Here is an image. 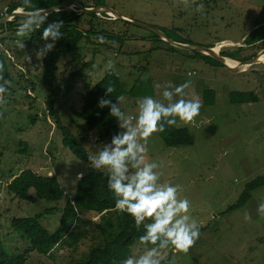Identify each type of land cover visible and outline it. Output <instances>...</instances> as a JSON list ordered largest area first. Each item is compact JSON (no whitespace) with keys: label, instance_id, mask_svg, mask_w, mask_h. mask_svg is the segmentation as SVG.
Returning <instances> with one entry per match:
<instances>
[{"label":"rangeland","instance_id":"374dc122","mask_svg":"<svg viewBox=\"0 0 264 264\" xmlns=\"http://www.w3.org/2000/svg\"><path fill=\"white\" fill-rule=\"evenodd\" d=\"M13 1L19 0H0L1 19L12 18L4 12ZM197 1L189 0L185 6L183 0H103L105 6L122 17L154 27L161 35L135 23H123L120 18L115 20V14L100 13L92 20L97 31L128 30L131 37L117 53L118 43L100 42L99 35L92 36L89 43H83L79 64L70 67L61 59L58 75L65 72L67 78L73 69L80 70L70 89L65 88L67 81L64 80L52 87L43 83L45 51L41 54V50L45 43H29L15 32L0 30V37L6 36L0 49L9 60L13 78L10 82L13 92L8 94L9 99L3 104L4 115L0 118V243L6 250H22L28 245L12 230L11 217L42 212V225L54 231L61 208L73 194L78 177L92 170L88 161L79 160L63 145L58 122L68 127L89 153L109 142L108 137L98 136L96 130L89 131L77 112L83 103L85 83L91 85L103 76L111 59L112 69L125 90L128 92L136 85L132 94L125 93L117 100L126 114L136 113V101L142 96L161 98L155 85L169 81L179 85L190 79L186 98H199L201 102L199 115L192 122L178 121L176 125L188 129L192 138L190 145H169L172 139L164 131L153 133L148 140L146 159L160 165L156 169L160 182L181 187L179 195L190 200V215L202 227L199 239L188 252L171 246L162 250L170 259L169 264H264V217L256 211L257 202L261 198L264 202V185L252 191L254 204L246 202L237 209H229L248 181L264 175V55L260 56L264 38L243 44L256 25H264V0ZM70 2L74 9L82 5L78 0ZM199 4L205 6L203 11H197ZM16 10L22 11V8ZM90 19L83 16L77 21L78 27L88 28ZM181 39L194 45L214 43L218 53L223 48L237 51L238 47L241 48L238 57L255 54L262 61L241 66L239 61L226 60L228 65L239 68L236 71L224 65L213 66L192 56L190 50L169 43ZM169 45L176 48L169 49ZM83 62L90 64L82 68ZM189 72L194 75L189 77ZM232 91H252L256 100L234 103L229 96ZM49 102L53 103L57 115L49 108ZM23 139L29 145L27 155L17 152L18 143ZM24 168L57 176L64 189L57 211L45 212L44 209L54 205L52 202L24 201L7 191L8 182ZM245 211L250 213L251 220L244 219ZM79 217L77 227L73 228L77 233L83 230L77 240V251L68 245L55 247L50 255L30 251L26 264H62L69 254L80 256L102 240L97 225H104L105 218L115 221L109 212L103 215L80 212ZM110 230H117L116 223ZM144 250L145 247L135 244L132 255Z\"/></svg>","mask_w":264,"mask_h":264},{"label":"trees","instance_id":"16d2710c","mask_svg":"<svg viewBox=\"0 0 264 264\" xmlns=\"http://www.w3.org/2000/svg\"><path fill=\"white\" fill-rule=\"evenodd\" d=\"M33 1L34 0H31L32 8L26 7L23 0L16 2L13 1L7 5L4 14L11 15V13L18 7L22 8V11L30 12L34 9L56 8L59 5L70 2V0H35L36 4H34ZM78 1L81 2L84 7L105 5L103 0H91V4L85 0ZM195 3H198V1L195 0ZM85 15L91 18L89 21L90 26L88 28H80L78 27L79 25L77 21ZM98 15L99 14L93 12H76L74 10L55 9L47 13V22L40 30L32 32L27 38L23 37L24 41H28L29 43H46L41 39L43 27H46L48 22H63L60 29L63 35L60 39L55 41L54 47L51 50L45 51V55L43 56L41 74L44 84L52 87L55 83L64 80L67 81L65 83V88L70 89L73 86L74 80L79 75L80 70L73 69L69 72L68 77L65 78V72H61L58 75L59 62L61 59H65L70 67L79 64L80 60H82L83 43L85 41L89 43L92 36L99 35V37H103L104 40H111L113 43H118V48H115L117 53L120 52L123 42H125L128 37H131L128 34V30L109 31L107 29H101V31H97L92 20L93 18H97ZM101 15L107 16L104 12H102ZM25 16L26 15L17 14L12 16L10 20L0 22L1 32L10 30L16 33L17 26ZM2 17L3 15L0 16V19ZM117 19L118 18L115 20ZM121 20L123 23H133L127 20ZM255 27L256 28L252 29L244 38L243 44H246L245 41L248 44H251L264 38V25H256ZM4 38H6L5 35L0 37V45ZM160 41L162 40L160 39ZM176 41L194 45V43L186 39ZM172 45H169V49L176 48L174 47L175 45ZM200 46L213 47L214 43ZM94 50L96 51V49ZM240 50L241 48L238 47L237 51L223 48L219 51V54L236 61H244L255 55L249 54L243 58L238 57ZM190 51L193 54L192 56L199 57V59L213 66L223 65L216 58L208 54L197 50ZM0 64L3 65V69L0 71V77H3V79H0V84H3L5 81L8 82L5 85L7 91L4 94L5 101H7V99H9L8 94L13 92L12 86L10 85L13 78L10 73L9 60L1 49ZM89 64L90 62H83L82 68ZM31 84L33 85L32 82ZM109 85L112 86L114 91L109 93L107 98L113 101H117L125 93L132 94V91L135 89L134 86H136H132L127 92L117 72L113 69H108L105 74L93 84L90 85L85 83L84 91L82 93L83 103L80 110L77 112V115L84 121V124L89 131L96 130L98 136L108 137V140L110 141L111 136L118 131L117 122L115 118L110 115L108 108L100 109L97 103L98 99L104 96L105 88ZM27 96L30 97V94L27 93ZM229 96L230 101L234 103L256 100V96L252 91H232ZM49 108L57 115V111L53 108V103L50 104L49 102ZM2 110L3 105H0V118L4 115ZM33 119L34 118L31 117V121H33ZM56 119L58 120L57 117ZM57 125L62 131L63 145L79 160L88 161L87 156L89 152L81 142L77 141L74 133L70 131L68 127L59 125V122ZM164 132H166L172 139L168 142L169 145H190L192 143V138L188 129L183 126L176 127L165 125ZM28 147L29 145L26 140H20L17 152L27 155ZM262 185H264V175L248 181L241 195L236 199L237 201L232 204L229 209H237L244 205L250 198L251 192ZM6 188L15 198L17 197L24 201L35 202L36 200H45L54 203V205L50 206L47 210L44 209L45 212L47 211L48 213L58 210L57 203H59L64 195V189L57 176L41 175L31 168H24L17 175H14L6 185ZM80 212H94L101 215L109 212L113 214L115 221L113 222L112 218H105L104 225H97L101 229L102 240L98 244L91 245L89 249L80 256L69 254V257H67L66 261L62 264H121L125 258L132 255V249L135 244L146 247L139 243V236L143 234V228L141 227L140 230H137L131 216L115 209L114 194L107 187V174L103 170L97 171L92 169L78 177L73 194L67 198L61 208L58 226L54 231H49L44 225H42L40 221L43 216L42 212L33 216H13L10 218L9 222L12 230L25 240L28 245L22 250L8 251L0 243V264H26L27 256L30 251L50 255L51 251L60 245L71 246L73 251H77V240L83 235V230H81L80 233H77L73 228H76L78 221H80ZM115 223L117 230L109 231V228L113 227ZM201 230L202 227H200V231ZM147 247H152V245H147ZM169 263V258L162 262V264Z\"/></svg>","mask_w":264,"mask_h":264},{"label":"clouds","instance_id":"9594fccd","mask_svg":"<svg viewBox=\"0 0 264 264\" xmlns=\"http://www.w3.org/2000/svg\"><path fill=\"white\" fill-rule=\"evenodd\" d=\"M183 2L187 6L189 0ZM23 3L32 8L31 0H23ZM204 7L203 4L197 5V11H203ZM46 22L47 12L34 9L19 23L16 35L27 38ZM62 25V21H53L43 27L41 39L46 43L41 54L51 50L55 41L61 38ZM98 39L105 42L103 37ZM106 67L112 69L114 62L110 59ZM2 69L3 65L0 64V71ZM187 75L192 77L194 73ZM7 83L0 84V105L6 103L4 94ZM190 84V79L179 85L171 81L165 85L156 84L161 98L152 95L140 97L133 115L126 114L117 101L107 98L114 91L111 85L98 99V107L108 108L115 118L118 131L102 148L88 154V164L93 170L106 171L107 187L114 194L115 209L131 216L137 230L143 228L139 243L146 246L141 254L130 255L121 264H162L167 259L162 250L171 246L186 253L200 237L201 225L190 215V200L179 195L182 191L179 185L160 182V173L156 171L160 165L146 159L148 140L153 133L163 132L165 125L176 126L178 121L185 124L192 122L199 115V98H186L185 90ZM256 211L264 217V202L258 203ZM244 219L251 220L247 211Z\"/></svg>","mask_w":264,"mask_h":264},{"label":"water","instance_id":"95a60500","mask_svg":"<svg viewBox=\"0 0 264 264\" xmlns=\"http://www.w3.org/2000/svg\"><path fill=\"white\" fill-rule=\"evenodd\" d=\"M71 2H68L66 4H62V5H59L57 6L56 8L54 7H50V8H47V9H42V10H45L47 13L48 12H51L53 10H60V9H67V10H74L76 12H93L95 14H100L102 12L104 13H110V14H115L116 18H121L123 20H127V21H131L135 24H138L140 26H144V27H147L151 30H154L155 32L159 33V35H161V32H159L156 28L154 27H149V26H146L142 23H139V22H135V21H132L130 20L129 18H126V17H122L121 15H119L114 9L108 7V6H105V5H99V6H92V7H84L82 5H79L78 6V9H74L72 6H71ZM28 12L26 11H19V10H14L12 13H11V17L14 16V15H17V14H22V15H26ZM0 21H5V19H0ZM169 43L175 45V46H178V47H181V48H185V49H188V50H197V51H200V52H203L205 54H208L214 58H216L218 61H220L226 68H228L229 70H233V71H236V70H239L238 67L236 66H229L227 65L223 60L226 58L222 55H220L218 52H215L214 51V46L213 47H207V46H200V45H191V44H187V43H181V42H175V41H169ZM261 55H264V50L263 51H260ZM262 60H260V58H258L257 55L253 56L252 58L250 59H247V60H244V61H239V65H250L252 63H255V62H261Z\"/></svg>","mask_w":264,"mask_h":264},{"label":"crops","instance_id":"0c3cea01","mask_svg":"<svg viewBox=\"0 0 264 264\" xmlns=\"http://www.w3.org/2000/svg\"><path fill=\"white\" fill-rule=\"evenodd\" d=\"M126 18H127V17H126ZM227 58H228V57H227ZM228 59H231V58H228ZM231 60H233V59H231ZM262 186H263V185H262ZM260 187H261V186H260ZM254 190H255V189H254ZM251 193H252V192H251ZM251 195H252V194H251ZM252 199H253V198L250 196V198H249L248 201H247V203H249V205H250V203H252V201H253ZM260 202H263V199H262V198H261V200H260L259 202H257V204L260 203ZM252 204H254V203H252ZM252 204H251V205H252ZM244 205H246V203H245ZM244 205H243V206H244ZM249 224H250V223H249Z\"/></svg>","mask_w":264,"mask_h":264},{"label":"bare ground","instance_id":"6f19581e","mask_svg":"<svg viewBox=\"0 0 264 264\" xmlns=\"http://www.w3.org/2000/svg\"><path fill=\"white\" fill-rule=\"evenodd\" d=\"M214 48V47H213ZM215 51V50H214ZM215 52H218V51H215ZM260 56H262L261 54H260ZM261 58V57H260ZM226 60H228V58L226 57L223 61L227 64V62H226ZM238 63V62H237ZM228 65V64H227ZM230 66V65H229ZM238 66V65H237ZM242 66V65H241Z\"/></svg>","mask_w":264,"mask_h":264}]
</instances>
